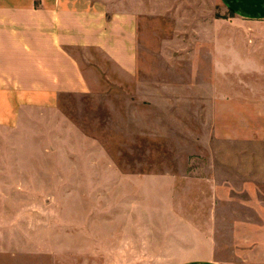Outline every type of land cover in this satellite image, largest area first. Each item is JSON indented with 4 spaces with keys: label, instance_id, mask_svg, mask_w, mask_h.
<instances>
[{
    "label": "rangeland",
    "instance_id": "374dc122",
    "mask_svg": "<svg viewBox=\"0 0 264 264\" xmlns=\"http://www.w3.org/2000/svg\"><path fill=\"white\" fill-rule=\"evenodd\" d=\"M220 13L207 45L148 23L131 73L75 51L91 91L1 152L0 264H180L205 232L218 263L264 264V26Z\"/></svg>",
    "mask_w": 264,
    "mask_h": 264
},
{
    "label": "crops",
    "instance_id": "0c3cea01",
    "mask_svg": "<svg viewBox=\"0 0 264 264\" xmlns=\"http://www.w3.org/2000/svg\"><path fill=\"white\" fill-rule=\"evenodd\" d=\"M219 11H230L233 23L264 26V0H0V169L2 150L31 138L34 117H60L63 96L91 91L75 51H94L131 73L146 52L148 23H193L207 45L224 38ZM199 234L197 242L182 239L180 264H220L212 233Z\"/></svg>",
    "mask_w": 264,
    "mask_h": 264
}]
</instances>
